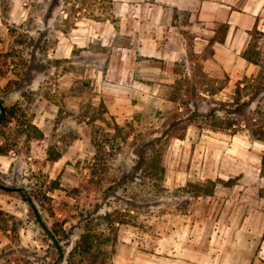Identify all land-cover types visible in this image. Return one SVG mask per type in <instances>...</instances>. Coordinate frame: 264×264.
<instances>
[{
    "label": "rangeland",
    "instance_id": "374dc122",
    "mask_svg": "<svg viewBox=\"0 0 264 264\" xmlns=\"http://www.w3.org/2000/svg\"><path fill=\"white\" fill-rule=\"evenodd\" d=\"M117 9L111 0H0V101L16 107V117L0 126V150L6 152L0 155V264H55L53 241L42 225L51 234L59 231L67 257L84 231L82 214L98 205L97 215L116 211L125 221L110 229L93 222L109 239H98L96 264H115L119 236L125 242L134 235L144 250L142 241L157 237L167 215L212 187L210 174L227 164L223 159L232 169L259 167L264 178V150L252 146L255 137L245 124L235 135L195 125L172 131L190 113L187 105L205 111L219 101L233 110L236 101L247 100L236 89L245 76L264 73V31L254 32L251 43L259 73L215 69L210 46L191 52L190 65L182 62L173 73H140V64L135 73H108L111 59L126 68L122 51H115V31L109 37V30L97 28L95 36L106 34L107 41L77 44L76 24L107 18L117 27ZM154 139L167 141L162 181L146 162ZM53 181L59 189L52 190ZM185 183L191 186L171 188Z\"/></svg>",
    "mask_w": 264,
    "mask_h": 264
},
{
    "label": "crops",
    "instance_id": "0c3cea01",
    "mask_svg": "<svg viewBox=\"0 0 264 264\" xmlns=\"http://www.w3.org/2000/svg\"><path fill=\"white\" fill-rule=\"evenodd\" d=\"M118 7L114 27L110 19L78 20L76 43L117 37L126 68L110 60L108 73H173L191 52L213 50L211 63L224 73H259V66L242 55L252 34L264 31V0H111ZM93 33H85L84 27ZM227 27L224 35L222 28ZM105 32V33H106ZM92 35L90 37L88 35ZM224 35V37H223ZM124 38L126 44H119ZM220 38H224L223 42ZM215 39L214 42L212 40ZM131 67V69L129 68ZM252 146L263 148L264 140ZM230 161L222 160V165ZM217 167L209 194L190 198L184 210L164 218L155 239L143 240L139 250L134 235L118 238L115 264H264V178L261 169ZM235 180L232 186L218 183ZM211 185V183H210ZM185 183L171 187L184 188ZM145 245V246H144Z\"/></svg>",
    "mask_w": 264,
    "mask_h": 264
},
{
    "label": "trees",
    "instance_id": "16d2710c",
    "mask_svg": "<svg viewBox=\"0 0 264 264\" xmlns=\"http://www.w3.org/2000/svg\"><path fill=\"white\" fill-rule=\"evenodd\" d=\"M222 32L225 35L227 32V27L222 28ZM256 33L258 31H255ZM223 35V37H224ZM223 42L224 38H220ZM254 40V34H252L251 42L248 48L244 51L242 57L247 60L249 63L259 66V62L254 58V53L251 51V43ZM215 39L212 40L214 42ZM178 83L184 85V81H178ZM236 94L238 96L246 95L247 100L240 104V100L236 101V104L233 106V110L224 109V104L219 101H213L210 103L209 108L207 110H202L198 106L194 105V109H190V106L187 105L186 109L190 112L187 117L180 120V122L176 123L172 131L175 130H185L188 126L195 125L198 129H204L205 127L212 129L213 131H227L232 130L233 135L237 134L240 128H242L243 124L247 128H252V135L255 137L257 141L264 140V73H260L257 77L249 78L244 77L237 85ZM209 97H214L215 94H211L209 92L205 93ZM204 99V98H202ZM212 100H215L214 98ZM254 102H257L256 108L253 111H250V115H247V109L253 105ZM16 107H9L3 101H0V126L4 124H8L12 119L16 117ZM183 112V111H182ZM250 120H253V123H250ZM36 131L37 129L33 127ZM171 128V127H170ZM171 131V132H172ZM166 139L171 137L168 134H165ZM177 138L182 139L183 135H178ZM159 146V147H158ZM147 147L151 149V154L146 158V162L148 160V165L152 170L151 176H157L159 181L163 180L166 167L164 165V157L167 147V141L162 139H154L147 143ZM4 150H0V155L5 154ZM140 159L145 161V156H141ZM58 157H53L52 161H57ZM262 163L264 165V157L262 159ZM218 183H221L225 186H232L235 180L231 179L227 182L218 180ZM214 187L215 182H210ZM59 183L57 181H53L52 190L59 189ZM213 187L209 189H205V194H209L213 191ZM204 188V187H199ZM23 201L26 202L36 213L38 216V212L36 206L32 199L28 197L25 191H18ZM131 208H135V206L131 205ZM97 209L94 211H86L82 214V221L85 223L83 226L84 231L79 237L76 245L66 257L64 251L59 247V239L57 238V234L59 231H56L54 234L50 233L48 229L42 225L44 230L50 236V239L53 241V238L56 243L53 241V251L54 258L56 260L55 264H96L97 256L100 253L101 243L99 241H103L108 243L109 239H103V233L98 234L95 231L96 225H101L103 223L106 226L112 228V225L115 223L122 224L124 223V219H122V215L120 213L114 212H106L104 215H97V211L99 205L96 207ZM132 210V209H131ZM48 212L53 215V209H48ZM38 221L41 223L39 217ZM97 221L96 225H93V222ZM100 221V222H99ZM102 221V222H101ZM64 232V231H61ZM99 239V241H98Z\"/></svg>",
    "mask_w": 264,
    "mask_h": 264
},
{
    "label": "water",
    "instance_id": "95a60500",
    "mask_svg": "<svg viewBox=\"0 0 264 264\" xmlns=\"http://www.w3.org/2000/svg\"><path fill=\"white\" fill-rule=\"evenodd\" d=\"M53 241H54V243H56L55 240H54V238H53Z\"/></svg>",
    "mask_w": 264,
    "mask_h": 264
}]
</instances>
